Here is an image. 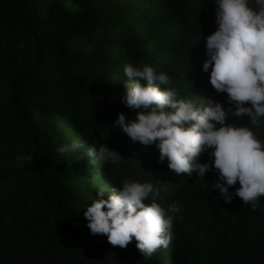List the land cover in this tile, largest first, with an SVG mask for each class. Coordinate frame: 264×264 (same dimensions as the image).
<instances>
[{
  "label": "trees",
  "instance_id": "1",
  "mask_svg": "<svg viewBox=\"0 0 264 264\" xmlns=\"http://www.w3.org/2000/svg\"><path fill=\"white\" fill-rule=\"evenodd\" d=\"M215 10V0H0V264H264V196L255 210L235 195L225 203L214 167L178 175L156 144L114 124L143 110L121 102L129 63L167 74L178 100L234 109L203 70ZM227 122L264 142V117ZM73 142L78 150L59 151ZM101 144L120 162L90 164L88 147ZM211 151L201 163L212 164ZM125 180L151 183L165 209L180 206L170 243L151 257L135 237L121 248L93 235L84 216L99 190L107 199Z\"/></svg>",
  "mask_w": 264,
  "mask_h": 264
},
{
  "label": "clouds",
  "instance_id": "2",
  "mask_svg": "<svg viewBox=\"0 0 264 264\" xmlns=\"http://www.w3.org/2000/svg\"><path fill=\"white\" fill-rule=\"evenodd\" d=\"M215 4L218 27L206 38L208 59L203 70L211 67V85L217 93H227L234 109L226 110L214 98H208L204 107L178 100V91L169 86L167 74L129 63L124 67L127 82L121 102L130 109L143 110L131 121L123 112L118 113L114 124L133 142L156 144L160 161L166 158L169 169L178 175L196 173L203 178L214 167L219 178L211 187L219 189L225 203L235 195L255 210L264 196V142L249 127L227 122V117L248 116L252 125H259L264 117V0H254V6L249 0H215ZM79 148L73 142L59 151ZM208 149L214 158L211 165L200 162ZM87 156L90 164L119 163L123 158L104 144L98 149L89 146ZM237 181L240 187L230 192L229 187ZM109 193L104 199V191L99 190V198H94L84 212L93 235H106L111 245L121 248L135 237L137 248L148 257L168 246L179 205L162 207L156 202L159 192L151 183L125 180ZM150 195L152 200L146 203Z\"/></svg>",
  "mask_w": 264,
  "mask_h": 264
},
{
  "label": "rangeland",
  "instance_id": "3",
  "mask_svg": "<svg viewBox=\"0 0 264 264\" xmlns=\"http://www.w3.org/2000/svg\"><path fill=\"white\" fill-rule=\"evenodd\" d=\"M21 65H22V63H21Z\"/></svg>",
  "mask_w": 264,
  "mask_h": 264
}]
</instances>
